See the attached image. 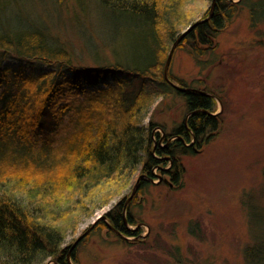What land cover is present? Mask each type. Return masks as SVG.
Wrapping results in <instances>:
<instances>
[{
    "label": "trees",
    "instance_id": "trees-1",
    "mask_svg": "<svg viewBox=\"0 0 264 264\" xmlns=\"http://www.w3.org/2000/svg\"><path fill=\"white\" fill-rule=\"evenodd\" d=\"M16 1L0 0V264H44L46 259L69 264V246L63 247L69 207H63L74 203L73 195H86L137 166L153 179L157 168L158 176L179 185L180 155L192 152L193 136L200 141L217 129L219 115L213 95L178 90L171 81L191 87L170 71L164 74L191 0H73V19L90 2L128 45L123 57L110 40L103 39V45L87 40L81 51L90 64L46 26L20 24L10 14ZM241 7L247 8L252 27L264 21V0H214L208 20L186 32L175 49L187 42L188 52L201 61ZM172 94L182 98L187 114L164 138L155 132L159 124L153 119L142 122L158 98ZM149 184L142 178L139 189ZM123 202L108 212L110 222L136 237L139 231L125 227L124 219L134 225L135 220L127 210L123 215ZM244 204L252 211L251 221L264 214L253 200ZM190 230L195 233L191 225ZM259 233L243 247L246 264H264V233Z\"/></svg>",
    "mask_w": 264,
    "mask_h": 264
},
{
    "label": "rangeland",
    "instance_id": "rangeland-1",
    "mask_svg": "<svg viewBox=\"0 0 264 264\" xmlns=\"http://www.w3.org/2000/svg\"><path fill=\"white\" fill-rule=\"evenodd\" d=\"M63 1L18 0V5L10 6V14L22 25H44L66 39L76 55H82L77 58L83 63H92L87 52L81 51L87 40L101 45L103 39L110 40L127 57V42L119 30L111 29L98 7L89 2L76 21L71 17L76 9L73 0ZM211 3H187L180 33L207 18ZM240 9L217 34L215 49L201 55V61L188 52L190 46L184 42L174 49L167 68L185 85L213 95L214 113L219 115L217 129L207 131L208 138L204 135L200 141L192 137V152L180 155L183 172L179 185L171 184L168 176L160 175L158 180L157 168L152 170L156 178L149 181L137 166L99 183L86 195H73L74 203L63 207H69L66 213L70 217L63 247H70L97 222L72 249L77 262L71 258L69 264H246L243 247L254 242L260 231L264 233V214H256L251 221L252 211L244 204L253 200L264 211V21L252 27L247 8ZM104 50L109 53L108 48ZM186 114L182 98L172 94L158 98L142 123L153 119L159 124L155 132L165 138ZM142 178L150 184L139 189L138 182L127 200L137 179ZM119 201H124L123 215L127 210L135 220V225L125 219L124 223L128 230L139 231L136 238L125 236L110 222L108 212ZM53 263L57 261H44Z\"/></svg>",
    "mask_w": 264,
    "mask_h": 264
},
{
    "label": "water",
    "instance_id": "water-1",
    "mask_svg": "<svg viewBox=\"0 0 264 264\" xmlns=\"http://www.w3.org/2000/svg\"><path fill=\"white\" fill-rule=\"evenodd\" d=\"M213 6H214V0H212V3H211V6H210V13H209V15L207 16V18L210 16V14L212 13V10H213ZM207 18H204L203 20H206ZM202 21V20H201ZM201 21H197V22H194L189 28H187L186 30H184L183 32H181L176 38H175V40L173 41V43H172V45H171V47H170V49H169V51H168V54H167V57H166V60H165V64H164V74H165V77H167V68H168V66H169V64H170V60H171V58H172V54H173V52H174V49H175V47L177 46V44L181 41V39H182V37L184 36V34L186 33V32H188L189 30H191L197 23H199V22H201ZM171 84L175 87V88H177L178 90H181V91H186V90H189V89H191V90H195V91H197V92H200V93H202V94H207V95H212V94H210V93H208V92H206V91H204V90H200V89H196V88H188V87H182V86H178L177 84H175V83H173L172 81H171ZM221 109H222V106H221ZM141 177H143L142 175L139 177V179L141 178ZM158 180H161V176L159 175L158 176ZM139 179H137V181H136V183L134 184V186H133V188H132V192H131V194L129 195V197L127 198V200L128 199H130L131 197H132V195L134 194V192L136 191V188H137V186H138V182H139ZM147 179L149 180V181H153V177H151V176H149V177H147ZM126 203H127V201L125 202V205H126ZM124 211H125V207H124ZM100 218H105V216L104 215H102V217H100ZM99 219V218H98ZM97 219V220H98ZM97 221H94L93 222V224H91V226L90 227H88L83 233H82V235H80L78 238H76L75 239V241L72 243V245L69 247V252L76 246V244L94 227V224L96 223ZM106 225L109 227V228H111V229H113L112 227H111V225L107 222L106 223ZM137 226H140V224H137L136 225V228H137ZM132 230H135V229H132ZM120 235H122V233L121 232H119V231H117ZM122 236H124V235H122ZM125 237V236H124ZM137 237V236H136ZM136 237H134V238H136ZM125 238H127V237H125ZM69 261V260H68Z\"/></svg>",
    "mask_w": 264,
    "mask_h": 264
},
{
    "label": "flooded vegetation",
    "instance_id": "flooded-vegetation-1",
    "mask_svg": "<svg viewBox=\"0 0 264 264\" xmlns=\"http://www.w3.org/2000/svg\"><path fill=\"white\" fill-rule=\"evenodd\" d=\"M72 254H73V251L71 250L70 252H69V248H68V250H67V253H66V257H67V261L70 259L71 260V256H72ZM69 262V261H68Z\"/></svg>",
    "mask_w": 264,
    "mask_h": 264
}]
</instances>
